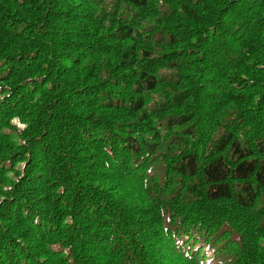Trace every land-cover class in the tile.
<instances>
[{
  "label": "trees",
  "instance_id": "1",
  "mask_svg": "<svg viewBox=\"0 0 264 264\" xmlns=\"http://www.w3.org/2000/svg\"><path fill=\"white\" fill-rule=\"evenodd\" d=\"M0 264H264V0H0Z\"/></svg>",
  "mask_w": 264,
  "mask_h": 264
},
{
  "label": "rangeland",
  "instance_id": "2",
  "mask_svg": "<svg viewBox=\"0 0 264 264\" xmlns=\"http://www.w3.org/2000/svg\"><path fill=\"white\" fill-rule=\"evenodd\" d=\"M22 126V125H21Z\"/></svg>",
  "mask_w": 264,
  "mask_h": 264
}]
</instances>
